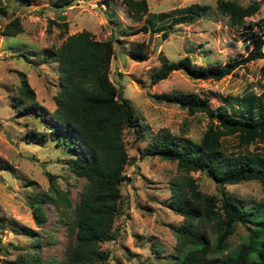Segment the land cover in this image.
<instances>
[{"label": "rangeland", "instance_id": "374dc122", "mask_svg": "<svg viewBox=\"0 0 264 264\" xmlns=\"http://www.w3.org/2000/svg\"><path fill=\"white\" fill-rule=\"evenodd\" d=\"M246 5L260 3L259 11L246 18L247 23L264 19V0H234ZM56 0H0V264L20 254L38 253L43 259L59 262L64 258L75 235L71 231V208L78 202L84 178L76 176L67 165V149L49 138L48 129L35 113H19L12 97L19 94L20 75L25 73L36 99L49 111L55 108L53 95L58 89L57 62L43 54L56 49L70 34L90 31L98 40L113 41L115 53L110 64V78L135 109L142 126L125 129L123 140L129 155L126 179L120 186L122 212L115 218L114 239L99 244L107 258L100 264H173L175 228L183 217L169 208L173 183L183 176L194 179L206 195L220 196V188L232 194L244 206L264 214V189L256 180L219 186L205 171L186 173L176 161L146 155L150 136L165 127L176 137L198 144L209 119L202 112L190 113L177 103L158 101L154 94L195 92L208 97L216 107L222 99L236 106L235 98L247 92L264 90V58L253 60L219 80L194 79L183 71H173L166 78L151 82V74L161 66V56L176 61L189 55L196 64L225 63L248 51L241 29L227 24L226 17L214 9L217 0H146L147 12L132 14L122 0H72L57 6ZM198 4L204 8L200 18L175 24L163 36L149 22L165 25L178 9ZM167 14V16L165 15ZM19 17L22 31L15 36L3 34V26ZM264 25V22L262 23ZM143 25L148 29L144 30ZM135 29H138L135 33ZM264 35V26L263 33ZM144 43L145 58L136 60L132 49ZM46 135L35 141L33 132ZM227 155L264 157V145L253 142L238 146L235 136L223 138ZM49 172L55 186L67 192L71 207L44 203L46 219L36 225L29 199L49 191ZM21 227H28V233ZM214 233V227L208 226ZM248 231L237 223L227 238L230 250L243 242Z\"/></svg>", "mask_w": 264, "mask_h": 264}, {"label": "trees", "instance_id": "16d2710c", "mask_svg": "<svg viewBox=\"0 0 264 264\" xmlns=\"http://www.w3.org/2000/svg\"><path fill=\"white\" fill-rule=\"evenodd\" d=\"M28 3L31 0H19ZM132 14L147 12L146 0H122ZM72 0H56L57 6L70 5ZM260 3L246 5L234 0H217L215 11L226 17L232 28L241 29V38L248 51L245 55L225 63L196 64L189 55L170 61L161 56V66L151 74V82L166 78L173 71H183L194 79L219 80L247 63L264 58L263 22L247 23L246 18L259 11ZM204 8L192 4L178 9L165 25L149 22V26L163 31L175 24L190 23L201 17ZM167 16V14H165ZM144 30L148 27L143 25ZM138 29L132 31L135 33ZM3 34L15 36L22 31L19 17L3 26ZM144 43L132 49L136 60L145 58ZM115 49L110 39L98 40L87 30L68 35L56 49H44L43 54L57 62L58 89L53 95L55 108L51 119L42 113L47 109L36 99V93L25 73L20 72L19 94L12 104L19 113H35L48 129L49 138L57 146H64L69 154L68 168L84 178L78 202L71 208V231L75 235L64 258L59 262L43 259L38 253L20 254L8 264H100L107 258L99 244L114 239L113 224L122 212L120 186L126 179L125 166L129 155L125 148V129L140 127L134 106L119 96L110 78V64ZM158 101L179 104L190 113L202 112L209 119L198 144L172 135L165 127L150 136L146 155L176 161L186 173L205 171L220 187L244 180H256L264 189V157L227 155L223 138L235 136L237 145L249 146L253 142L264 145V90L237 96L236 106L228 99L213 107L208 97L195 92L154 94ZM35 141H45L46 135L33 132ZM49 191L29 199L36 225L46 219L44 203L70 208L67 192L55 186V177L46 172ZM173 183L169 208L180 214L182 223L175 228V262L173 264H264V214L244 206L236 197L220 188V196L201 192L189 176ZM246 226L247 235L233 250L227 238L236 224ZM214 227V233L208 226ZM28 233V227H21Z\"/></svg>", "mask_w": 264, "mask_h": 264}]
</instances>
